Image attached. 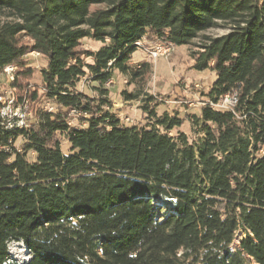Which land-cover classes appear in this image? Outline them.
<instances>
[{
  "label": "trees",
  "instance_id": "trees-1",
  "mask_svg": "<svg viewBox=\"0 0 264 264\" xmlns=\"http://www.w3.org/2000/svg\"><path fill=\"white\" fill-rule=\"evenodd\" d=\"M138 42L194 47L192 68L216 73L197 112H159ZM8 66L23 119L0 100V264H264V0H0ZM117 76L140 123L114 109Z\"/></svg>",
  "mask_w": 264,
  "mask_h": 264
},
{
  "label": "rangeland",
  "instance_id": "rangeland-1",
  "mask_svg": "<svg viewBox=\"0 0 264 264\" xmlns=\"http://www.w3.org/2000/svg\"><path fill=\"white\" fill-rule=\"evenodd\" d=\"M226 33L227 30L219 28L211 30L205 35L220 36ZM99 47L100 44L90 41L84 42V48L96 50ZM192 48L194 47H176L169 60L164 58H159L156 61L151 60L141 50H138L133 56V63L150 60L153 62V73L148 80L146 91L159 97L161 102H165V106L159 108L160 113L166 110L171 111L172 109H177L181 113L186 110L197 112L206 101L204 94L207 93L210 86L217 79L216 73L212 71H197L192 68V61L190 59V51ZM26 60L28 61L29 66L34 69V76L29 87L30 90H34L39 87V71L45 65V61L40 55L38 56L34 53H30ZM124 81L125 79L121 76L115 78L116 84L111 88V97L114 102V109L118 112L121 119L123 120L125 117H128L132 120L131 125H134L143 120L140 110L142 99L140 98L133 102H125L123 100L122 92L125 89L131 91L132 88H127ZM82 84L83 83L81 82V89ZM0 93L5 100L10 98L13 94H17L14 90H11L10 83L4 73L0 75ZM183 99L188 100V107L185 102L180 101ZM26 108L28 109V106ZM184 130L188 133L190 132L188 124H186ZM69 149L70 145L67 142L63 143V152L69 153ZM244 238L245 235L243 232L238 233L232 248H237L241 240ZM9 249L11 257L14 260L19 263H26L29 261L30 254L22 243H11ZM251 264L256 263L252 261Z\"/></svg>",
  "mask_w": 264,
  "mask_h": 264
},
{
  "label": "built area",
  "instance_id": "built-area-1",
  "mask_svg": "<svg viewBox=\"0 0 264 264\" xmlns=\"http://www.w3.org/2000/svg\"><path fill=\"white\" fill-rule=\"evenodd\" d=\"M136 46L140 50L145 52L149 59L154 60V61H156L159 58H164L166 60H169V58H171L175 50V46L170 45V44H165V43H158L153 47H147L142 42H138L136 43ZM34 54L39 56V53H34ZM16 70L17 68L15 66H8L4 69L3 73L6 75V78L10 84L15 79ZM124 82L125 84L127 83L126 80ZM82 83H83L82 84V90H83L86 86V81L83 80ZM115 84H116L115 80H111L107 84V86L111 87L112 85H115ZM0 100L3 101V103L6 105L3 110L4 116L15 117V118H18L19 120L23 119L22 108H17V109L14 108V104H15L14 94L7 100L5 99H0ZM209 104L211 107L216 108V109L233 110L235 106L237 105V96L235 94L227 95L222 100H220L218 103L209 102ZM52 110L53 108L50 107V111ZM71 114L75 116L77 113L75 111H72ZM123 121L127 125H130L132 122V120L128 117H125Z\"/></svg>",
  "mask_w": 264,
  "mask_h": 264
}]
</instances>
